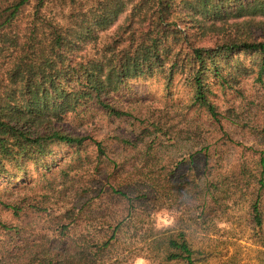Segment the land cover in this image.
I'll return each instance as SVG.
<instances>
[{
    "label": "trees",
    "instance_id": "trees-1",
    "mask_svg": "<svg viewBox=\"0 0 264 264\" xmlns=\"http://www.w3.org/2000/svg\"><path fill=\"white\" fill-rule=\"evenodd\" d=\"M49 3L55 4L63 23L44 14ZM29 7L32 20L29 28L20 32L17 23ZM109 29L115 30L111 40L91 53L89 48ZM251 74L264 83V0H0V179L26 184L31 164L51 169L46 160L56 143L74 147V160H92L87 153L88 140L97 147L96 168L103 160L118 168L116 160L134 157L127 151H136L140 143L145 156L142 167H153V150L160 137L170 141L182 133V129L173 132L176 125L170 120V105L159 116L141 115L143 104L125 107L116 94L126 93L133 79L158 78L167 91L164 98L182 84L189 92L181 107L183 115L194 112L201 118L198 111L204 112L209 124L225 134L223 112L214 100L215 87L226 91ZM91 106L112 118L138 121L142 130L134 132L133 139L116 138L122 149L111 155L104 140L73 134L63 125L68 117H80ZM216 144H205L200 150L205 163L220 156L213 148ZM195 160L188 159L191 167L180 171V178L176 175L181 164L172 168L165 164L159 182L157 177L147 179L146 174L141 181L130 180L127 187L115 180L109 184L111 194L132 200L133 185L134 194L145 197V190L155 183L159 192L161 185L167 188L169 184L168 189L177 195L196 193L188 187ZM260 164L264 167V154ZM209 171L208 164L204 193L199 197L204 208L208 196H215L222 184ZM258 183L251 205L255 227L263 223L264 179ZM78 195L81 200L84 194ZM84 199L92 201L90 196ZM28 204L25 199L12 202L0 198V205L18 219ZM65 216L74 217V208ZM122 221L107 224L111 232L103 242H93L95 250L81 249L72 256L61 253L54 239L36 244L41 238L28 230L27 223H7L0 218V228L11 240L27 237L36 244H22L14 254L0 243V264H102L98 256L117 238ZM68 230L66 224H60V238L66 237ZM167 242L168 260L193 264L195 252L184 231Z\"/></svg>",
    "mask_w": 264,
    "mask_h": 264
},
{
    "label": "rangeland",
    "instance_id": "rangeland-1",
    "mask_svg": "<svg viewBox=\"0 0 264 264\" xmlns=\"http://www.w3.org/2000/svg\"><path fill=\"white\" fill-rule=\"evenodd\" d=\"M44 14L55 17L57 22L65 21L54 3H49ZM31 15L29 7L17 23L18 31L29 28ZM114 31L102 32L89 51L94 53L102 49ZM215 90L214 100L223 112L225 134L218 126L209 124L204 112L198 111L201 118L194 112L183 115L181 107L189 92L182 84L164 98L167 91L163 90L158 78L131 80L126 93L116 94L120 104L125 107L143 104L141 115L148 112L156 116L170 105V120L176 125L173 132L182 129V133H174L173 140L160 137L153 150L156 152L151 161L153 167H142L141 159L145 156L143 148L140 149L141 143L136 151H127L128 156L134 157L116 160L118 168L108 160H103L96 168L97 147L90 140L87 153L92 160L87 161L72 159L74 147L56 143L51 147L52 156L46 160L51 169H38L31 164L26 184L22 180L0 179L1 199L12 202L25 199L31 203L19 219L0 205V218L7 223H27L28 230L37 232V238H41L36 244L54 239L61 253L72 256L81 249L95 250L93 242H103L111 232L107 224L123 220L117 238L98 256L102 264H188L183 259H167L169 237H178L183 231L195 252L193 264H264V190L261 199L263 223L255 227L251 221L254 194L258 182L264 179V175L261 176L264 167L260 164V156L264 154V83L251 74L242 77L233 88L221 91L217 86ZM166 100H170V104ZM63 125L73 134L104 140L111 155L122 149L116 138L133 139L134 132L142 130L138 121L109 117L96 106L81 112L80 117L71 115ZM213 142H217L213 148L220 151V156L205 163L200 150ZM189 158H196L188 184L196 193L180 196L168 189L169 184L167 188L161 185L159 192L155 183L145 190L148 193L145 197H137L133 185L132 200L111 194L109 184L115 180L127 187L130 180L141 181L146 174L147 179L157 177L156 182H159L164 177L165 164L170 168L173 164H181L176 175L180 178V171L191 167ZM208 164L211 176L222 184L215 196H208L204 208L200 206L199 197L204 193L208 178L204 170ZM145 184L148 186L147 182ZM78 193L84 194L81 200ZM83 196H90L92 201L87 203ZM82 204L85 205L82 207ZM73 208L75 216H65ZM60 224L69 227L64 238H60L57 231ZM26 238L11 240L0 228L1 245L11 248L14 254L22 244L36 246L29 242L32 239Z\"/></svg>",
    "mask_w": 264,
    "mask_h": 264
}]
</instances>
